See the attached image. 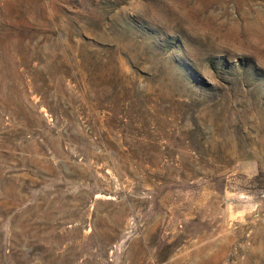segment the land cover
<instances>
[{
  "label": "rangeland",
  "instance_id": "1",
  "mask_svg": "<svg viewBox=\"0 0 264 264\" xmlns=\"http://www.w3.org/2000/svg\"><path fill=\"white\" fill-rule=\"evenodd\" d=\"M0 264H264V0H0Z\"/></svg>",
  "mask_w": 264,
  "mask_h": 264
}]
</instances>
